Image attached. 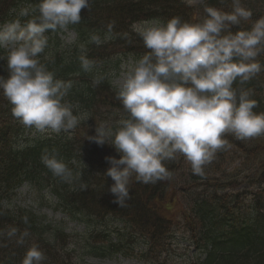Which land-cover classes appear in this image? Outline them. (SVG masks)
<instances>
[{
  "label": "trees",
  "instance_id": "1",
  "mask_svg": "<svg viewBox=\"0 0 264 264\" xmlns=\"http://www.w3.org/2000/svg\"><path fill=\"white\" fill-rule=\"evenodd\" d=\"M39 2L0 0V25L16 19L26 23L39 14L35 10ZM25 5L29 6V15L22 17L20 11ZM225 5L231 6L232 0H205L194 8H198L203 20L205 7L228 12V8H223ZM242 5L253 15L251 20L233 27V32L250 29L253 21L264 16V0H242ZM194 8L177 0H90L89 8L81 10V22L68 26L76 33V43L63 48L56 41L39 55L41 63L56 79L71 82L65 100L73 106V111L88 115V120L81 121L68 135L24 138L26 127L13 116V106L0 92V264H21L33 245L44 252L43 264H88V258L104 259L114 255L136 258L144 264H165L164 257L171 252L170 243L180 229L204 254L203 260L192 264H264V139L261 140L264 134L250 138L255 145L223 135L227 144L252 160L250 170L257 178L258 190L246 207L237 203L239 195L228 201L230 195L216 194L219 188L227 186L222 184L226 181L224 176L219 179L220 183L207 178L208 172L198 177L185 166L186 159L179 154L174 160L164 161L171 173L170 179L144 184L133 176L128 186L129 198L125 206L120 207L109 191L114 181L105 175L110 167L106 157L119 159L120 154L110 142L99 145L89 139L96 135L95 128L103 122L105 114L115 111L128 115L117 99V89L110 85L106 63L112 53L121 50L133 57H142L150 51L141 37L132 33L131 25L152 19L166 23L173 17L188 22ZM93 36L99 38V44L92 40ZM0 56L6 57V51L0 49ZM82 57L92 62L87 71L82 67ZM257 59L264 65V55ZM6 64V59L0 60V76L5 78L8 76ZM233 87L238 92L250 90L251 98L257 101L253 111L264 112V70L243 84L234 82ZM46 154H54L62 160L71 170V178L55 176L42 162ZM218 167L222 169L221 165ZM186 170H189L187 177L184 176ZM179 171L182 172L180 179L175 178L179 181L178 194L185 195H181L183 202L191 198L184 222H175L176 217L170 214L179 199L171 193L170 183ZM214 172L212 169L209 173L213 176ZM202 179L210 182L203 183ZM24 183L40 196L47 190L56 200V209L71 220L95 224L109 218L121 223L124 232L117 233V241L110 239L109 231L96 228L88 229L77 238L80 235L65 234L33 211L3 208L2 202L9 200L13 191ZM211 187L212 193L208 194ZM199 188L203 189L201 193H198ZM157 201L161 205H157ZM13 228L16 234L9 236ZM21 237L23 243H18ZM136 247H143L144 251L136 252Z\"/></svg>",
  "mask_w": 264,
  "mask_h": 264
},
{
  "label": "clouds",
  "instance_id": "2",
  "mask_svg": "<svg viewBox=\"0 0 264 264\" xmlns=\"http://www.w3.org/2000/svg\"><path fill=\"white\" fill-rule=\"evenodd\" d=\"M196 0H188L189 4ZM90 0H40L38 15L21 23L19 19L0 25V49L6 51L8 76H0V92L13 106L12 114L26 128L60 133L75 129L88 115L74 114L65 100L71 82L55 78L39 55L48 46L49 30H66L81 22V10ZM199 23L173 17L166 23H151L140 29L146 52L122 75L117 99L128 114L109 126L102 122L89 137L99 145L111 143L120 158L106 157L105 175L114 183L109 191L115 203L125 206L133 176L144 184L171 178L164 161L182 155L192 172L203 175L218 149L227 145L225 133L237 139L264 134V112L253 111L257 101L251 92L233 87L251 80L264 70L257 59L264 55V16L250 29L233 32L252 11L242 0H232V11L205 7ZM22 9L20 16H28ZM92 40L99 44L97 36ZM92 62L82 57L88 70ZM42 162L57 177L68 180L71 170L56 155L42 156ZM13 228L9 236L16 234ZM27 235V232L23 234ZM23 243V237L18 241ZM46 257L33 245L21 264H43Z\"/></svg>",
  "mask_w": 264,
  "mask_h": 264
},
{
  "label": "rangeland",
  "instance_id": "3",
  "mask_svg": "<svg viewBox=\"0 0 264 264\" xmlns=\"http://www.w3.org/2000/svg\"><path fill=\"white\" fill-rule=\"evenodd\" d=\"M181 3H185L186 6H192L198 7L203 0H196L195 3L189 4L188 0H179ZM225 8H230L226 5ZM24 9H27L25 7ZM202 14L198 12V8H194L192 10V16L191 20L194 23H198V21H201ZM153 22L149 23H143L141 26H135L136 31H140L143 27H145L148 24H151ZM61 42H63L64 45H71L75 41V35L72 31L69 30H62V33L60 34ZM51 49V48H49ZM137 60H133L132 58H118L115 59L108 67L107 70H109L110 76H111V84L118 89L119 80L122 77V75L128 70L129 67H131ZM105 119L103 122H106L109 126H111L114 122H116V117L113 115V113L105 114ZM52 133L51 131L40 133L37 132L34 128H26L24 133V138L32 139L36 137L37 135H46ZM60 133H65L64 131H61ZM264 142L262 141V144ZM233 149V146H230L231 150ZM180 155V154H179ZM238 155L233 156V163L231 164V168L233 167L232 171L237 172V162L239 161ZM241 158V157H240ZM212 163V161L210 162ZM186 167H188L191 171V164L186 160ZM212 168L208 167L207 165L203 166V171L210 172ZM231 171V172H232ZM185 172V171H184ZM182 172L179 171L175 174V177L171 179L172 183H170L171 193L173 192L174 195H176L179 199L178 204L175 203L174 210L170 209V214L174 215L176 219L175 222H184V217L186 216V211L188 212L187 208L188 205L191 202V198H186L185 202L182 201L181 195L178 194V183H179V176ZM186 174H189V170H186L184 176ZM177 178L178 180H175ZM207 178H211L213 180H218L217 174H214L213 176L211 174H208ZM256 182L254 180H246L245 182H240L238 186L235 188H231L233 192H245L244 198H242V201H245L246 204L249 202L245 198L251 199L252 192L256 190L257 188ZM202 188L198 189V193L202 192ZM177 191V192H176ZM212 191V187L208 190V194ZM194 193V192H193ZM43 195V196H42ZM40 196L36 193L31 187L28 185H23L21 188L16 190L11 197V200L9 203H6L5 208L10 210H17V209H26L28 211H33L36 215L40 217H44L46 222H50L52 224H59L61 227L67 232V233H82L85 231L86 224H83V222L79 221H71L69 220L65 215H63L61 212L57 211L55 209V200L51 198V196L45 192L42 193ZM165 204V202H163ZM157 205H161L160 201H157ZM171 208V207H170ZM93 226L90 227H96V228H107L110 229L113 232H123V226L120 223L106 221L104 223L95 222V224H92ZM184 235V236H183ZM188 235L183 233V230H179V235H176L170 243L169 249L171 252L169 253L168 259L166 260L165 264H189L193 261V259L196 257V252L193 249L191 243L187 239ZM113 241H116V237H112ZM140 248H138L139 251ZM88 264H142L141 262L134 260V259H126L121 256L115 255L108 257L106 259H93L88 258L86 260ZM163 263V262H162Z\"/></svg>",
  "mask_w": 264,
  "mask_h": 264
}]
</instances>
